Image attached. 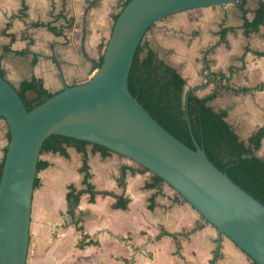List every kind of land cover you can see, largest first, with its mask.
Instances as JSON below:
<instances>
[{
  "label": "crops",
  "instance_id": "crops-1",
  "mask_svg": "<svg viewBox=\"0 0 264 264\" xmlns=\"http://www.w3.org/2000/svg\"><path fill=\"white\" fill-rule=\"evenodd\" d=\"M126 0H0V64L16 87L36 77L56 93L66 85L90 79L108 40L115 16ZM260 1L241 0L183 10L156 21L146 32L150 48L186 79V91L227 111V120L248 142L264 130V26L248 34L243 14L251 20ZM44 22L48 26L34 23ZM222 27H234L222 40ZM15 35V38L12 36ZM26 51L25 53H21ZM224 72L214 79L211 73ZM8 125L0 117V165L8 146ZM67 154L43 151L48 165L37 171L31 237L26 264H257L165 181L129 157L103 155L87 146ZM256 154L264 158V136ZM85 191L70 204V186ZM130 197L126 208L118 196ZM123 199H119L122 202Z\"/></svg>",
  "mask_w": 264,
  "mask_h": 264
},
{
  "label": "water",
  "instance_id": "water-1",
  "mask_svg": "<svg viewBox=\"0 0 264 264\" xmlns=\"http://www.w3.org/2000/svg\"><path fill=\"white\" fill-rule=\"evenodd\" d=\"M236 1L241 0H130L90 79L66 85L31 110L17 87L0 75V117L11 135L0 179V264L27 263L38 162L51 134L101 144L159 175L217 228L220 239L226 235L264 264V203L211 161L188 113L195 148L160 124L129 88L137 48L156 21Z\"/></svg>",
  "mask_w": 264,
  "mask_h": 264
},
{
  "label": "trees",
  "instance_id": "trees-1",
  "mask_svg": "<svg viewBox=\"0 0 264 264\" xmlns=\"http://www.w3.org/2000/svg\"><path fill=\"white\" fill-rule=\"evenodd\" d=\"M129 1L126 0L123 7ZM118 15L119 13L115 16V20ZM243 18L244 23L242 27L246 34L252 31H258L260 26H264V1H260L253 19L250 20L245 15V12ZM34 25L48 26L51 28L50 24L44 22H37ZM233 28L222 27L220 30L221 39L225 40L227 32ZM12 38H15V35ZM145 47L146 44L142 41L137 48L130 70L129 88L133 95L138 98L151 115L168 131L190 147L195 148L188 119L186 118V113H188L192 131L197 141L204 147L211 161L221 170L226 171L236 183L264 203V158L256 154V151L261 145L264 130L260 129L257 131L250 137L248 142L240 139L239 134L226 119L227 111H217L208 104V101L217 92L201 97L192 90L186 91V79L178 69L160 59L152 49L149 48L145 52ZM25 52L22 51L21 53ZM102 61L103 55L97 66ZM4 74L5 72L0 64V75L3 76ZM211 75L214 79L226 77V74L222 71L211 73ZM17 89L27 110H31L53 94L44 87L43 81L35 76L31 80L22 82ZM185 100L187 101L186 105ZM10 136L8 127V140ZM88 145H92L94 151H100L103 155L112 152L109 148L98 143H92L87 140L62 134H51L45 139L41 153L46 150H52L66 155V148L68 146H74L84 153L85 157L82 170L87 171L89 168L87 157ZM3 165L4 161L0 165V179ZM47 165V161L39 159L38 170ZM141 167L142 169H136L130 166H124L122 169V183H124L126 168H129L132 172L149 171L147 168ZM89 176L90 174L87 172L84 178V183L87 185L86 189L77 191L76 187L73 185L70 186L71 190L67 194L70 204L76 206L85 191L90 192L91 200H94L98 193H108L107 191L95 190L94 185L88 180ZM154 180L157 182L164 181L157 174H154ZM38 185L39 178L36 176L35 188ZM119 199H123L122 202ZM129 201L130 197L120 195L115 206L126 208Z\"/></svg>",
  "mask_w": 264,
  "mask_h": 264
}]
</instances>
